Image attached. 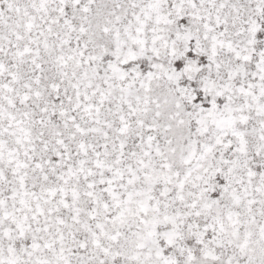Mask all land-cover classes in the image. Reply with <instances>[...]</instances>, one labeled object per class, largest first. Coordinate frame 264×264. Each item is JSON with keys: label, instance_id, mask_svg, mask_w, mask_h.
<instances>
[{"label": "snow or ice", "instance_id": "6c2138e0", "mask_svg": "<svg viewBox=\"0 0 264 264\" xmlns=\"http://www.w3.org/2000/svg\"><path fill=\"white\" fill-rule=\"evenodd\" d=\"M0 264H264V0H0Z\"/></svg>", "mask_w": 264, "mask_h": 264}]
</instances>
